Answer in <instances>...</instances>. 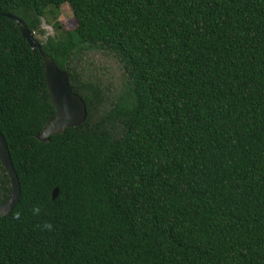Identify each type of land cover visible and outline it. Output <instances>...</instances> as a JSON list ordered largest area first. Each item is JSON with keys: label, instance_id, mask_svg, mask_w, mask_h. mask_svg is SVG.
<instances>
[{"label": "trees", "instance_id": "1", "mask_svg": "<svg viewBox=\"0 0 264 264\" xmlns=\"http://www.w3.org/2000/svg\"><path fill=\"white\" fill-rule=\"evenodd\" d=\"M0 14L87 107L35 139L55 114L43 59L1 17L0 132L21 197L0 218V264H264V0H0ZM94 50L124 66L113 101L74 68ZM10 192L0 163V203Z\"/></svg>", "mask_w": 264, "mask_h": 264}, {"label": "water", "instance_id": "2", "mask_svg": "<svg viewBox=\"0 0 264 264\" xmlns=\"http://www.w3.org/2000/svg\"><path fill=\"white\" fill-rule=\"evenodd\" d=\"M1 17L13 21L20 29L22 38L26 40L32 52L37 50L43 59L45 81L55 114L45 123L42 131L35 136V139L47 143L52 136L61 135L69 128H76L84 124L87 119V107L83 99L75 94L70 87L68 72L59 70L53 58L45 54L42 46L19 19L8 14H0ZM0 163L8 175L11 186L9 196L0 203V218H2L11 214L18 205L21 189L6 141L1 132ZM57 197L58 190L55 189L52 193V201H55Z\"/></svg>", "mask_w": 264, "mask_h": 264}, {"label": "rangeland", "instance_id": "3", "mask_svg": "<svg viewBox=\"0 0 264 264\" xmlns=\"http://www.w3.org/2000/svg\"><path fill=\"white\" fill-rule=\"evenodd\" d=\"M58 14L59 21L65 29L71 30L76 28L77 22L68 4L63 5L58 10ZM42 27L46 35H53L54 30L45 20H43ZM73 65L78 72L84 73L86 77L98 79L112 101L115 99V96L117 97L123 93L124 87L128 83L124 66L119 57L107 51L78 52L74 56Z\"/></svg>", "mask_w": 264, "mask_h": 264}, {"label": "clouds", "instance_id": "4", "mask_svg": "<svg viewBox=\"0 0 264 264\" xmlns=\"http://www.w3.org/2000/svg\"><path fill=\"white\" fill-rule=\"evenodd\" d=\"M32 212H33L34 215H39L40 212H41V209L39 207H34L32 209ZM16 218L19 219V214H17ZM43 228L51 231L52 230V225L50 223H45L43 225Z\"/></svg>", "mask_w": 264, "mask_h": 264}]
</instances>
